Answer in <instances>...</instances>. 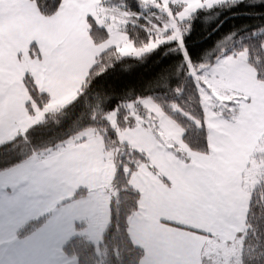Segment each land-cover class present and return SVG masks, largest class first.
Listing matches in <instances>:
<instances>
[{
	"label": "crops",
	"instance_id": "0c3cea01",
	"mask_svg": "<svg viewBox=\"0 0 264 264\" xmlns=\"http://www.w3.org/2000/svg\"><path fill=\"white\" fill-rule=\"evenodd\" d=\"M99 3L91 1L97 10L94 15L77 11L83 0H62L54 15L44 17L30 0H0V143L35 124L27 108L30 98L23 83L25 75L32 77L38 90L46 93L57 109L74 98L100 53L99 44L91 41L88 23L91 16L103 26ZM231 86L264 93V82L256 80L252 70L242 71ZM205 118L210 152L188 150L181 140L175 151L191 155L196 167L210 176L226 198L227 218L220 214L223 204L217 209L202 202L207 185L169 151L174 144L158 134L159 128L153 125L149 129L138 122L117 131L119 141L143 152L148 159V164L140 165L130 178L131 186L139 193L138 211L128 224L133 243L145 247L166 242L186 264H198L205 244L210 245L206 251L229 254L226 249L218 251L223 242L218 244L208 236L170 227L161 223L162 219L213 231L218 237L244 229L248 197L244 173L249 168L246 138L216 112L206 109ZM84 133L46 150L41 158L0 172V264H75L62 252L68 239L83 236L93 243L101 241L108 224L107 203L113 196L115 170L114 164L107 162L100 136L92 130ZM164 177L172 180L171 188ZM80 188L86 189L84 197L62 204ZM41 216L46 219L38 228L18 237L20 228ZM78 223L83 227L77 228Z\"/></svg>",
	"mask_w": 264,
	"mask_h": 264
},
{
	"label": "snow or ice",
	"instance_id": "6c2138e0",
	"mask_svg": "<svg viewBox=\"0 0 264 264\" xmlns=\"http://www.w3.org/2000/svg\"><path fill=\"white\" fill-rule=\"evenodd\" d=\"M62 0H55L53 7L58 8ZM109 9V14L116 16L120 21L114 31L125 37L119 45L113 43L101 57L111 55L115 63H102L95 72L87 87L81 85L76 98L64 105L71 109L69 117L64 119L58 127L53 129L48 124V113L23 134L13 137L12 140L0 143L12 145L8 152H15L19 147H36L29 136L31 129L38 125L44 126L42 135L62 130L75 122L101 123L116 119L118 122L129 123L130 126L140 122L143 127L155 126L165 118L175 121L183 128L180 136L185 144L194 151L208 152V137L210 130L203 121L205 110L220 113V118L234 126L237 133L246 138L248 147L246 155L251 161H264V93H257L255 89L245 92L239 87H232L242 71L252 70L255 79L264 81V39L258 42L254 39L259 29L253 30L252 37L241 35L239 30L233 29L219 34L231 9L241 4L249 5L246 0H130L129 3H116L114 0H101ZM256 5H264V0H256ZM3 5H0L2 7ZM142 6L141 12L133 11V7ZM144 10H147L146 12ZM146 16L148 18H146ZM96 31L106 38L108 29L96 25L91 16ZM144 22L141 24L140 21ZM215 27L210 31L207 26L214 22ZM198 24L205 25V32L201 42L192 48L188 38ZM126 50H121L125 48ZM139 62V67H149L148 74H139L118 87L115 82L108 81L112 75L120 79L118 73L132 77L134 71L120 73L118 66L126 61ZM92 67H96L93 64ZM92 75L91 68L89 69ZM87 80V78H86ZM216 93V94H214ZM217 95L232 97L221 102ZM180 100V103L176 101ZM95 110L102 114V120H92L89 113ZM196 114V115H194ZM127 117V120H125ZM137 117L140 118L137 121ZM199 119V123L197 120ZM51 138V137H49ZM23 143H17L18 141ZM179 144L172 149L175 155L184 162L189 172L196 173L204 181L205 195L202 202L221 209L220 214L227 218L225 197L216 188L210 176L202 172L193 162V157L187 153L176 152ZM4 163L7 160L3 161ZM131 167H135L134 164ZM259 182L256 177L250 176V187L244 210V224L242 231L228 232L226 237H218L213 231L195 228L188 224H181L175 220L162 219L161 223L184 231L195 232L198 235L208 236L216 243L223 242V249H229L230 254L224 256L206 251L210 245L201 248L198 264H243V248L248 237L251 224L264 220V196L257 197V188L264 187V164H261ZM170 188L172 180L163 178ZM44 185L41 184L40 188ZM211 211V207L209 208ZM251 225V226H249ZM77 227H83L78 223ZM109 250L115 248L120 259L117 264H186L185 260L166 242H159L152 246L142 247L133 243L127 230L109 231L105 238Z\"/></svg>",
	"mask_w": 264,
	"mask_h": 264
},
{
	"label": "trees",
	"instance_id": "16d2710c",
	"mask_svg": "<svg viewBox=\"0 0 264 264\" xmlns=\"http://www.w3.org/2000/svg\"><path fill=\"white\" fill-rule=\"evenodd\" d=\"M37 8L39 13L44 17H50L54 15L58 8H54L53 4L55 0H30ZM116 3H129L130 0H114ZM246 3L249 5L248 7L245 4H241L237 8L231 9V13L225 12L224 15L228 17L225 20L223 26L220 29L219 34H224L233 29L239 30L241 35H247L248 37H252L253 30L259 29L254 37V39L258 42L260 39H264V5H256V0H246ZM100 10L103 9L106 12H109V9L101 3H99ZM142 6L140 7H133V11L141 12ZM145 12L147 10H144ZM100 14V13H99ZM146 18H148L146 16ZM144 21L141 20L140 23L142 24ZM89 23V35L91 41L95 44H100L101 42L105 41L108 37L102 38L101 34L98 33L93 26V22L88 20ZM218 21H214L207 26V30L210 31L212 27H215V24ZM96 24V22H95ZM97 25V24H96ZM205 32V25L198 24L195 30L191 33L190 37L188 38L189 46L195 48L203 39ZM31 52L33 55L36 53V48L34 45L31 46ZM103 50L102 52H104ZM101 53V52H100ZM100 53L96 56L93 64H96V67L91 66L92 75H90L89 71L86 75L85 80L81 85L87 87V83L91 82L97 68L102 63H115L113 57L109 55H105L104 57L100 56ZM92 64V65H93ZM118 71L120 73L124 72H131L134 71L132 77L123 76L121 74H117L120 76V79L117 80L116 77L112 75L108 76L107 79L110 82H115L118 87L122 86L125 82L129 79H134L139 74H148L152 71L151 68L139 67L138 61L129 60L123 64L118 66ZM264 82V81H261ZM24 86L27 90L28 96L30 100L42 107L49 101V96L38 90L36 84L34 83L32 77L30 75H25L23 78ZM81 90V86L74 96V100ZM232 97H227L226 99H231ZM224 99V100H226ZM69 101V102H70ZM69 102L65 103L64 105L68 104ZM180 103V100L176 101ZM60 106L58 109L48 112V124L53 129L58 127L60 123L69 117L71 109H65L63 106ZM27 108L31 111L30 102L27 103ZM217 114H220L216 112ZM92 120H102V114H98L95 110L89 113ZM196 115V114H194ZM45 117V116H44ZM127 120V117H125ZM173 121V120H172ZM203 121L206 124L205 114L203 116ZM175 123V121H173ZM199 123V119L197 120ZM36 124V123H35ZM136 123L135 125H137ZM33 125V124H32ZM30 125L14 137L23 134L25 131L32 127ZM130 126L129 123L125 122H118L116 120L115 127H112L109 122H101V123H81L77 124L75 122L71 123L69 126L62 130H57L55 134L52 136V133L49 132L47 135H42L44 131V126L38 125L34 129H31L29 132V136L32 139L33 143L38 145L36 147H25V148H17L15 152H8L7 150L12 147V145H2L0 146V172L7 170L19 163H22L29 159H38L41 158L44 152L48 149L56 147L58 144L63 142L68 138H72L78 133L91 129L95 134L100 136L104 151L106 154L112 152V159H114V151L117 149V157L116 161L114 162V178L112 187L114 189L113 196L110 199L109 203V218L108 224L102 234L101 241L96 245L95 243L89 241L83 236H74L68 239L63 247L62 252L66 257L72 258L75 261V264H117V261L120 259L119 252L112 248L109 250L108 246L105 244V238L109 231L115 229L117 231H124L127 230L128 232V224L130 217L138 211V200H139V193L131 186L130 178L134 172L137 171L140 165L148 164V159L146 155L131 147L128 143L124 141H119L117 137V131L120 129H128L134 127ZM207 125V124H206ZM179 126V125H178ZM180 127V126H179ZM149 129L152 128L151 126L148 127ZM183 133V128L180 127ZM51 137V138H49ZM13 138V137H12ZM12 138L8 140H12ZM7 141V140H6ZM183 146L191 151L193 149L189 148L187 144H185L181 140ZM3 143V142H1ZM17 143H23V141H18ZM208 152L204 151H194L198 153L208 154L210 152V141L208 137ZM7 160L6 163L3 161ZM112 162V163H113ZM134 164L135 167H131ZM259 182V180H258ZM257 182V183H258ZM86 194L85 188H80L76 192H74L71 196H69L66 200L62 202V204L69 202L71 200L79 199L84 197ZM256 196H264V187L257 188ZM264 215V211L261 213ZM46 219V216H41L37 219L31 220L26 223L22 228L19 229L17 235L19 238H23L26 235L30 234L36 228H38ZM251 226L248 237L245 241L244 248H243V264H264V220L257 223H252L250 219ZM77 227V226H76ZM245 227V224H244ZM79 228V227H77ZM129 234V233H128Z\"/></svg>",
	"mask_w": 264,
	"mask_h": 264
},
{
	"label": "rangeland",
	"instance_id": "374dc122",
	"mask_svg": "<svg viewBox=\"0 0 264 264\" xmlns=\"http://www.w3.org/2000/svg\"><path fill=\"white\" fill-rule=\"evenodd\" d=\"M84 4L81 8V6H79L77 9V11L79 13H83L85 11L92 13V14H96L97 10L91 5V1L92 0H83ZM98 12L100 13L98 16L100 18V22L102 23V25L104 27H106L108 29V37L105 41L101 42L97 48L98 50L101 52L107 48H109L110 45H112L113 43L119 45L120 43H122L125 40V37H123L122 35L118 34L116 31H114L116 25L120 22L118 20V18L116 16H112L109 14V12L104 11L103 9H99ZM73 38H76V32H73ZM127 44H125V48L121 49L126 50L127 49ZM216 94V93H214ZM227 97H223V96H219L217 95V99H219L221 102L224 101V99H226ZM30 105H31V111L28 110L29 114L32 117V121L33 123H37V121L41 120L44 118L45 113H47V111H54L57 109L58 105L55 104L53 101L50 103L47 102L45 105H43L42 107H39L38 105L34 104L30 99ZM64 105V104H63ZM62 106V105H61ZM37 110V111H36ZM109 124L112 127H115V123H116V119H111L108 121ZM154 127V126H151ZM91 130V129H88ZM86 131V130H85ZM84 133V131L78 133L77 135H75L74 137H82ZM158 134L163 137L165 139V141H167L170 145L171 144H180V136L182 134V130L180 129V127L174 123L171 119L165 118L164 120H162L160 122V126L158 129ZM114 159H112V152L109 154H107V162L110 164V162H113ZM114 162L112 163L113 166ZM252 167L248 168V170H246V172L244 173V187L245 188H249L250 187V180L249 177L250 176H254L256 177V180L258 182V178H259V173L261 171V164H264V161H261L259 164L256 163L255 161H253L252 163ZM109 166V165H108ZM106 193L110 194V190L108 188L105 189ZM114 191V189H113ZM108 201V199H107ZM107 205L109 206V201L107 203ZM107 222H108V218H107ZM92 237L94 236H89L90 239H93ZM99 240H96V245H98ZM223 248V246H222ZM230 254V250L226 249V254ZM218 255V254H217Z\"/></svg>",
	"mask_w": 264,
	"mask_h": 264
},
{
	"label": "water",
	"instance_id": "95a60500",
	"mask_svg": "<svg viewBox=\"0 0 264 264\" xmlns=\"http://www.w3.org/2000/svg\"><path fill=\"white\" fill-rule=\"evenodd\" d=\"M116 157H117V149H115L114 151V162L116 161Z\"/></svg>",
	"mask_w": 264,
	"mask_h": 264
}]
</instances>
